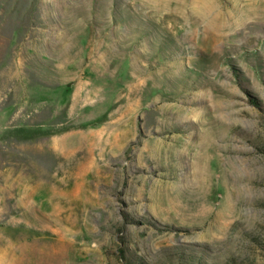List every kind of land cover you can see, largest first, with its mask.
<instances>
[{"label":"rangeland","instance_id":"obj_1","mask_svg":"<svg viewBox=\"0 0 264 264\" xmlns=\"http://www.w3.org/2000/svg\"><path fill=\"white\" fill-rule=\"evenodd\" d=\"M0 264H264V0H0Z\"/></svg>","mask_w":264,"mask_h":264}]
</instances>
